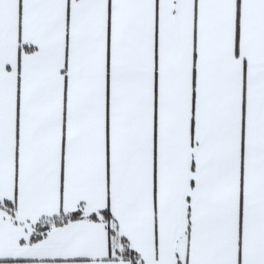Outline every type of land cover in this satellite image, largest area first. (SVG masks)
<instances>
[{
    "label": "snow or ice",
    "instance_id": "obj_1",
    "mask_svg": "<svg viewBox=\"0 0 264 264\" xmlns=\"http://www.w3.org/2000/svg\"><path fill=\"white\" fill-rule=\"evenodd\" d=\"M0 264H264V0H0Z\"/></svg>",
    "mask_w": 264,
    "mask_h": 264
}]
</instances>
